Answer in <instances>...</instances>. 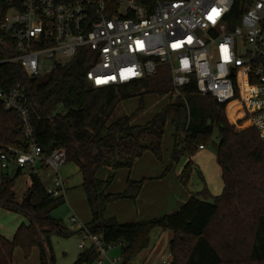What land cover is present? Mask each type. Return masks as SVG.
<instances>
[{
    "label": "trees",
    "instance_id": "trees-1",
    "mask_svg": "<svg viewBox=\"0 0 264 264\" xmlns=\"http://www.w3.org/2000/svg\"><path fill=\"white\" fill-rule=\"evenodd\" d=\"M233 13H240L237 3ZM86 51L81 50L42 78L28 76L17 62L2 63L0 86L10 89L20 83L26 87L33 134L39 145L47 154L63 149L67 162L78 166L83 177L81 187L93 214L88 224L91 230L102 235L106 244L121 246V264H132L135 256L149 248L156 227L173 232L169 242L171 264H264V141L258 131L252 127L236 129L225 105L211 94L200 93L194 79L174 95L169 65H161L155 75L130 83L91 87L86 79L90 66ZM9 55L2 50L0 39V59ZM167 94L171 95L169 102L146 124H133L126 114L112 120L126 100L137 98L141 110L147 96ZM168 124L174 128L171 164L183 156L189 158L179 176L184 186L194 169L199 170L192 156L216 135L223 192L212 201L205 199L208 192H204V199L192 194L177 211L146 221L119 223L115 217L106 218L107 204L136 200L146 179L129 177L122 192L108 193L114 172L106 179H100L98 173L105 167L130 170L146 152L162 160ZM20 127L19 114L5 111L0 102V145L25 148L27 140ZM23 172L19 169L16 178ZM16 178L2 174L0 207L22 214L28 224H21L13 239L0 235V264H13L17 247L28 257L35 246L40 249V264H55L52 237H69L71 233L53 216V211L65 203V196L50 195L39 174L30 171V185L18 200ZM29 193L30 201H26ZM97 257L94 249H86L74 264H89Z\"/></svg>",
    "mask_w": 264,
    "mask_h": 264
},
{
    "label": "built area",
    "instance_id": "built-area-1",
    "mask_svg": "<svg viewBox=\"0 0 264 264\" xmlns=\"http://www.w3.org/2000/svg\"><path fill=\"white\" fill-rule=\"evenodd\" d=\"M0 36L10 53L0 64L17 62L32 78L49 75L83 49L91 87L130 83L169 65L174 95L196 80L200 93L225 105L236 129L255 128L264 141V0H0ZM0 102L19 114L27 140L23 149L0 145V166L50 169L54 186L47 192L65 196L59 172L66 152L47 154L34 137L26 87L0 86ZM71 222L78 223L79 248L97 252L95 264H121L107 256L115 245L79 217Z\"/></svg>",
    "mask_w": 264,
    "mask_h": 264
},
{
    "label": "rangeland",
    "instance_id": "rangeland-1",
    "mask_svg": "<svg viewBox=\"0 0 264 264\" xmlns=\"http://www.w3.org/2000/svg\"><path fill=\"white\" fill-rule=\"evenodd\" d=\"M45 63L46 65H48V62H45ZM170 98H171L170 94L163 95V96L149 95L145 98V107L141 110L138 109L139 100L137 98L126 100L119 105V108L117 112L115 113V115L112 117V120L116 118V116H119L121 114L122 115L126 114V115H130L131 122L133 124H146L152 119V117L157 112H159L164 106H166ZM231 122L233 123V120H231ZM244 124H247V123H244ZM173 131H174L173 126L171 124H168L166 127L164 139H163V145H162L163 158L162 160L156 159L155 156L150 152V155L154 157L157 162L162 163V164L166 163L165 170L170 166L168 174L171 173L173 170H175L176 167H179L181 164H185L186 159H188L189 161V158L183 156L181 157L179 162L171 164V153H172L173 146H174ZM216 143H217V139H216V135H214L212 138V141L205 146L204 150L199 149L197 153L194 156H192V160H193V157L194 159L196 158L195 160H193V162L195 163V166L199 168L201 175L198 169L197 170L194 169L187 186H184L180 182L182 186L184 187L183 189L190 190L189 193L191 195L196 194L198 198L200 199H204L205 198L204 192H208V197L205 199H208L209 201H212L215 196L220 195L223 192V188H224V182L222 179V171L216 159ZM166 154H167V157H166ZM74 165L76 164L73 162H66L64 165L61 166L59 173L62 179H66L68 177H72V179L73 178L75 179L74 174L76 171L74 170V167H75ZM35 168L37 171H34V172L39 174L45 187L54 186V182L52 180L53 172L50 169H42V168H39L38 165ZM165 170L163 172H165ZM17 171H18V168L15 165L10 166L8 169H4L0 166V179H1L2 174L4 175L8 174L9 177L16 178ZM108 176L109 174H107V177ZM166 176L161 177V178H165ZM69 184H68L69 190L67 193H65L66 194L65 203H63L61 206H59L53 211V216L61 219L62 222L64 223V226L71 232L69 237H59V236L52 237V246H53V251H54V256H55V264H74V262L78 259L80 253L82 252V250L78 246L80 242V236L77 232L78 223H72L71 218L77 215L80 221L85 222L84 221L85 218L82 217V215L80 214L81 206H79V203L76 204L74 202L76 201V199H73V198L78 197L79 195H81V193H83L84 194L83 197H85V202H83V204L84 203L87 204V200H86L85 192L82 189V187L80 188L72 187L73 184L75 183L71 185ZM29 185H30L29 172L24 171L15 180L14 189L17 194L18 200H21L22 196L24 195V193L21 195V191L23 192L24 186L27 187ZM122 191H119V192H122ZM117 202L119 201L112 202L109 204H114ZM86 204H84L85 208H86ZM109 204H107V206ZM87 208L91 216V219L89 220V222H91L93 218V214L88 204H87ZM104 216L106 217L105 212H104ZM27 221H28L27 218H25L22 214H19L14 211H9V210H6L0 207V235L4 236L5 238L13 239L17 232V229L20 227V224H22L23 222L27 223ZM168 236H171V238H173V232L171 230H163L162 228L156 227L151 232L150 244H151L152 239L155 242L161 241L162 243H165ZM107 256L110 259H113V258L120 259L121 258L120 245L113 246L112 248H110L107 252ZM137 256L143 257L144 251L139 253ZM152 260H153L152 258L148 259L146 264H151ZM13 264H40L39 247L38 246L33 247L28 257H25L24 252L21 247H17L13 254ZM89 264H95V262H91ZM118 264H120V261Z\"/></svg>",
    "mask_w": 264,
    "mask_h": 264
},
{
    "label": "crops",
    "instance_id": "crops-1",
    "mask_svg": "<svg viewBox=\"0 0 264 264\" xmlns=\"http://www.w3.org/2000/svg\"><path fill=\"white\" fill-rule=\"evenodd\" d=\"M204 149L205 147L201 150ZM195 159L193 157V160ZM187 161L188 159H186V163ZM186 163L176 167V169L169 173L165 178H161V176L164 173L163 171L165 170L166 163L162 164L157 162L155 158L150 155V152H146L139 160H137L133 168L130 170L123 168L114 171L111 168H103L98 173L99 178L101 177L100 179H106L107 174H110L111 171L114 172L115 175L112 185L107 189L109 193H117L124 190L129 177L135 181L146 179L135 201L132 199H123L117 203L109 204L105 208L106 217H115L119 223H127L144 221L177 211V209L181 208L191 197V194L189 193L190 190L183 189L184 187L179 181V175L183 171ZM74 166V170L76 171L74 174L75 179H72V177L64 179L67 185L66 193L69 190V183H75L72 187L80 188L83 182V177L78 166ZM35 171H37L36 168ZM28 187L29 186H24L21 195L26 192ZM83 196L84 194L81 193V195L74 197L73 199H76L74 202L76 204L79 203V206H81L80 214L85 218V222L83 223L89 224L91 216L87 204L84 203L86 204V208L83 204V202H85V197ZM26 224H28V221ZM171 239V236H168L165 243H162L161 241L155 242L152 239L149 248L144 250V256H135L132 260V264H146L147 260L150 258L153 259L151 264H163V259H167V263L171 264L173 262V256L169 249V242Z\"/></svg>",
    "mask_w": 264,
    "mask_h": 264
},
{
    "label": "water",
    "instance_id": "water-1",
    "mask_svg": "<svg viewBox=\"0 0 264 264\" xmlns=\"http://www.w3.org/2000/svg\"><path fill=\"white\" fill-rule=\"evenodd\" d=\"M30 198H31V193H29L26 197V201H30Z\"/></svg>",
    "mask_w": 264,
    "mask_h": 264
}]
</instances>
